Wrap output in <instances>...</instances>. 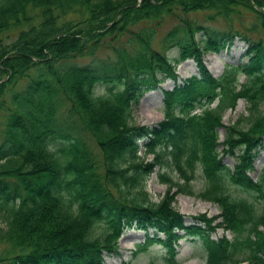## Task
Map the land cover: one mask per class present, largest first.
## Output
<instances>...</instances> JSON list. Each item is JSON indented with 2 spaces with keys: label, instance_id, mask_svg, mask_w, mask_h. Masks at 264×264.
Returning <instances> with one entry per match:
<instances>
[{
  "label": "trees",
  "instance_id": "obj_1",
  "mask_svg": "<svg viewBox=\"0 0 264 264\" xmlns=\"http://www.w3.org/2000/svg\"><path fill=\"white\" fill-rule=\"evenodd\" d=\"M241 9L253 15L252 30L264 31V0H0V264H102L131 228L144 234L132 257L157 245L164 264H178L177 242L187 238L198 241L203 264H264V170L249 177L264 138V43L229 30L212 35L189 19ZM166 17L176 23L157 51L154 27ZM9 33L14 39L5 43ZM236 37L247 43L246 62L212 77L202 55L220 53ZM102 48L109 56L97 60ZM171 49L177 57L169 60ZM186 60L197 74L160 91L161 120L135 125L132 107L164 79L175 82L174 65ZM98 86L104 94L95 96ZM239 100L247 126L237 120L223 127V113ZM139 142L149 163L138 156ZM235 152L230 170L222 158ZM167 164L176 180L159 176L167 189L153 202L145 178ZM196 171L198 193L190 185ZM229 186L260 200V209L232 198ZM178 194L215 204L220 222L200 215L184 225L172 206ZM218 227L230 238L212 239Z\"/></svg>",
  "mask_w": 264,
  "mask_h": 264
},
{
  "label": "rangeland",
  "instance_id": "obj_2",
  "mask_svg": "<svg viewBox=\"0 0 264 264\" xmlns=\"http://www.w3.org/2000/svg\"><path fill=\"white\" fill-rule=\"evenodd\" d=\"M214 12H197L189 16V19L196 20L200 22L203 27L207 29V32L212 35H221L226 31L236 32L241 36H245L250 40H258L260 39L262 43H264V31L257 28L258 30H252V26L254 27L255 19L251 12L246 10H240L239 14H229L227 18H223L219 15H214ZM36 14L39 18V11H35V13H30V15ZM73 18L76 21H82V17L78 15H68L65 19ZM37 22L35 20L32 22L33 24ZM176 21L172 17H166L162 23L154 27V37L152 39V47L159 51L160 50V40L162 37L175 25ZM141 25H137L135 27L130 28L129 30L136 31L140 29ZM5 39V43H10L14 37L11 36ZM196 40L199 41L201 34H197L195 36ZM126 36L122 38V41H126ZM106 44H113L109 41L108 38H105ZM247 47V43L243 41L241 38L236 37L228 48L224 49L218 54L213 53H204L202 55V62L204 67L208 71V73L214 77L218 78L227 65L238 66L242 65L246 62L245 50ZM107 56H109V52L106 48H102L98 50L95 55L97 60H103ZM166 57L169 60H172L177 57L176 49H171L166 52ZM90 61V59H81L78 60V64H86ZM174 73L177 77L175 82L171 80L164 79L162 83L159 85V88L144 93L142 97L139 99L138 103L132 107L131 117L132 122L138 126H146L151 127L156 125L162 118L161 114V103L162 96L160 91H169L173 88L174 85H180V81L191 76L197 74L195 64L191 60H186L183 62H179L174 65ZM158 77V76H157ZM159 78V77H158ZM157 78V79H158ZM242 81L240 78L239 82ZM95 96H100L104 94V87L98 86L94 89ZM214 106V103L210 106ZM247 105L242 100L236 102L234 109L227 110L223 113L221 119V125L223 127L230 126L235 123V121L240 120V127L245 128L247 123L242 119L247 116L246 112ZM261 113H264V106L259 108ZM224 129H217V140L218 142H222L224 139ZM139 152L138 156L142 158L143 164L149 163L151 161V156L142 157V148L141 142L138 143ZM89 147L96 153L97 149L95 144L92 141H89ZM222 147L219 146L217 148L218 156L221 157ZM238 153H234V156H223L222 163L228 169H232L233 165L236 163V157ZM264 170V138L262 139L258 149L254 152V159L252 164V171L249 173V177L251 180H257L259 174ZM159 176L167 177L171 181L176 180V174L173 172L172 168L167 165H161L154 168L153 173L149 174L145 178V191L149 195L151 201L156 202L165 194L167 189V184L160 179ZM192 187V191L194 193H198L202 188V182L199 178V173L196 171L195 178L190 183ZM174 192V189L171 190V193ZM228 194L232 198L236 199H245L248 202H252L256 209H260V200L253 199L252 195L242 191L238 188L228 187ZM172 206L176 212L183 216L184 225H192L195 224V218L197 216H205L207 218H215L213 225L220 222L219 218L217 219V215L219 214V210L217 206L211 202L206 200H202L196 198L194 196H186V195H176L173 198ZM148 236H151V231L147 232ZM178 234H182L178 232ZM222 236H225L227 239L230 238L228 232L222 231L220 227L215 230V233L211 234L212 239H218ZM144 241V234L141 230L137 229H125L120 235L119 239L116 242V253L102 255V264H164V250L161 249L157 245H152L147 248V251L138 254L135 257H132L131 253L134 251L135 246L142 244ZM5 249V246L0 244V255L1 252ZM175 259L178 264H203L204 262V252L200 249L199 243L196 240H190L187 238H182L177 242V246L175 248ZM245 264V263H242Z\"/></svg>",
  "mask_w": 264,
  "mask_h": 264
}]
</instances>
